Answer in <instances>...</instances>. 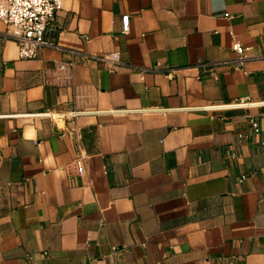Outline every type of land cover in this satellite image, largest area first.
I'll return each mask as SVG.
<instances>
[{"label":"crops","instance_id":"crops-1","mask_svg":"<svg viewBox=\"0 0 264 264\" xmlns=\"http://www.w3.org/2000/svg\"><path fill=\"white\" fill-rule=\"evenodd\" d=\"M7 31L0 264H264V0H64L33 59Z\"/></svg>","mask_w":264,"mask_h":264},{"label":"built area","instance_id":"built-area-1","mask_svg":"<svg viewBox=\"0 0 264 264\" xmlns=\"http://www.w3.org/2000/svg\"><path fill=\"white\" fill-rule=\"evenodd\" d=\"M64 0H0V22L7 25V36L14 40L18 46L19 56L24 59H33L38 56L39 49L50 45L45 39L48 25L53 22L63 7ZM123 31H130V16L124 15ZM232 50L237 54L235 68H241L248 58V48L239 41H234ZM101 59L111 68L120 63V52L103 53ZM68 64L62 63L61 68ZM244 99L225 104L230 107L245 104ZM253 128L258 131L259 125L251 120ZM264 144V143H263ZM242 178H245L243 176Z\"/></svg>","mask_w":264,"mask_h":264}]
</instances>
